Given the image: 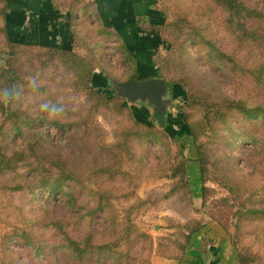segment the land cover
<instances>
[{"label": "rangeland", "instance_id": "374dc122", "mask_svg": "<svg viewBox=\"0 0 264 264\" xmlns=\"http://www.w3.org/2000/svg\"><path fill=\"white\" fill-rule=\"evenodd\" d=\"M151 2V12L145 19L133 15L131 20L135 23L139 21L144 30H149L150 24L166 21L158 32L160 35L144 33L149 35L150 39H145L147 42L139 34L138 41L124 37L132 53L146 50L138 55L144 76L155 74L156 71L150 66L153 60L161 79L175 90V94L169 93V98H173L175 103L163 113V119L170 124L167 127L170 134L185 130L184 113L193 125L203 118L204 106L197 104V109L188 108L187 94L203 96L208 104L217 103L225 95L233 100H248L251 106L259 102L264 105V86H259L253 75L264 64V48L243 49L227 29L226 15L221 6L213 0ZM246 2L264 9V0ZM66 3L59 2L57 5L66 12L71 2ZM96 11L99 10L96 0H93V19L78 28L80 34L76 35L71 58L48 56L40 48H18L14 57L9 53L4 35L0 34V68L14 61L16 72L28 80L21 86L23 94L13 106L23 132L8 131L6 142L13 147H21L26 140L36 143L40 149L50 154L55 152L56 156L60 155L73 163L75 168L86 171L117 155L123 170L130 176L128 186L121 190L114 189L113 203L119 211V224L123 227L132 221L153 238L151 264H178L175 258L161 254L157 242L161 237L173 238L176 244L183 241L182 235L188 232L186 226L190 221L204 226L201 237L207 264H239L238 254L244 255L248 261L253 257L252 264H264L263 223L241 222L239 218L251 197L258 201L264 197V186L255 179L257 177L251 179L253 169L248 164L254 159L255 146L264 145V141H257L255 146H247L244 141L238 149L229 143L251 136L264 140V123L259 126L261 122L243 120L240 114L232 112L227 118L229 130L219 133L208 131L200 138L199 141L206 145L210 141L219 142V145H208L206 185L209 188V208L202 207L201 200H192L183 191L169 196L174 186L178 185L183 186L186 192L179 177L171 179L173 173L170 168H176L183 159L189 158L191 147L181 149L179 142H171L164 129L154 120L156 107H142L141 103L127 101L117 96V87H97L92 80L93 86L102 91L93 90L90 83L93 73L101 74L117 84L128 81L134 73V65L122 50V42L113 35L116 32L107 28L114 21L106 17L104 11L101 17ZM153 12L159 14H151ZM0 28H3L2 18ZM206 40L233 57L237 65L235 70L216 62ZM81 59L84 60L83 64ZM132 109L139 121L149 125H152V121L155 123L156 142L147 138L142 146L146 129L135 124L131 117ZM58 123L66 126L64 130L60 129ZM129 140L137 143L133 150L127 146ZM164 144L166 147L162 146ZM231 183L241 184L244 188L233 192L227 188ZM258 188L261 191L256 192ZM30 200L25 194L14 197L11 202L0 186V264H23L22 258L26 260L24 255L22 258L19 256L26 249L23 241H14L16 237H11L13 243L7 240L15 233H23L29 225L30 229H38L25 222L19 209L22 208L25 218L37 215V206ZM45 203H51L49 198ZM59 204L63 203H58L55 209L62 213L64 205ZM131 208L134 210L130 214ZM176 224L178 227H175ZM122 227L119 226V231ZM126 244L125 238L120 239V251H127ZM176 244H172L173 254L179 256L180 250ZM148 252H145V256ZM49 258L51 264L57 261L67 264L59 253L52 252Z\"/></svg>", "mask_w": 264, "mask_h": 264}, {"label": "trees", "instance_id": "16d2710c", "mask_svg": "<svg viewBox=\"0 0 264 264\" xmlns=\"http://www.w3.org/2000/svg\"><path fill=\"white\" fill-rule=\"evenodd\" d=\"M213 1L223 8L226 15L227 29L243 49L249 47L264 48L263 8L250 6L246 0ZM59 2H71L67 10L70 13V20L67 22L60 19V24L72 33L73 41H76V35L80 34L78 28L84 27L86 22L93 19V4L84 0H59L55 3L57 9H61V6L57 5ZM0 3L2 4L0 18L3 20V28H0V34L4 35L11 55L15 57L18 48H40L44 49L48 56L59 55L62 58L73 56L72 50L61 47L18 44L12 41L7 27L10 15L9 0H0ZM98 12L96 11V13ZM98 14L100 17L102 16L100 12ZM165 25L166 21L161 24H150L149 30H144L139 21L136 22L137 29L144 33H157V35H160L158 32ZM107 28L116 32V34H111L122 42V50L127 55V59L134 65V73L128 81L162 78L153 60L150 61V66L156 71L155 74L144 76L138 55L146 50H139V53L136 54L132 53L125 42V37L119 33L120 31L116 27ZM206 41L211 47L210 54L216 58V62L235 70L237 65L233 57L219 51L208 40ZM83 61L81 59L82 64ZM6 65V67L0 68V94H2L0 97V186L11 202H13L14 197L27 194L31 198L30 201L37 206L36 209L39 212L31 218H25L22 208L18 207L25 222L35 225L39 229H30L31 225H29L23 233H15L7 240L8 243H13V239L14 241L16 239L23 241L26 249L19 256L22 258L24 255L26 260L22 258V263L51 264L49 254L56 252L64 256V261L67 264H151V258L154 254L151 246L153 238L145 231L140 230L132 221L123 227L119 224V211L116 204L113 203L114 189L121 190L128 186L130 176L128 172L123 170L122 163L119 162L117 155L110 161H104L98 167L94 166V168L91 167L86 171L75 168L76 166L73 163H69L67 159L60 155H57V157L55 152L50 154L40 149L36 143L26 140L21 147H13L8 141L6 142L8 131L23 132L21 125L17 122L19 118L16 116L13 106L18 101V97L23 94L21 86H24L28 81L27 78L19 76L16 72L14 61H9ZM94 75L95 73L92 74L91 84ZM253 75L258 85L264 86V64L257 69V73L253 72ZM93 90L102 91V89L95 86H93ZM102 100L104 99L102 98ZM186 101L188 108L197 109L198 104L204 106L205 110L202 120L195 125L188 122L184 113L185 130L170 134L167 129L170 124H167L163 119V113L158 110L154 113V120L164 129L171 142H179L181 149L191 147V156L183 159L176 168H170L173 173L171 179L179 177V181L186 188V192L183 190V186L181 188L178 185L174 186V190L169 196H175L183 191L192 200H201L202 207L209 208L207 206L209 188L206 185V165L209 164L208 145H219V142L217 140L215 144L210 141V144L207 143L206 145L199 141L200 138L203 134H208V131L219 133L220 131L229 130L227 118L232 112L240 114V118L243 120L261 122L260 126L264 123V105L259 102L251 106L248 100H233L225 95L217 103L211 104H208L203 96L200 98L192 94H187ZM108 103L111 102L108 101ZM131 117L136 125L146 129L143 132L142 140L144 139V143H142V146L148 140L147 138L156 142L155 123L151 120L152 125H149L139 121L134 109H132ZM57 125L60 126L61 130L66 127L59 123ZM221 137L224 138V136ZM260 140L264 141L251 136L249 139L247 137L237 138L236 141H229V143L238 149L244 141H246L245 145L247 146L251 144L255 146L254 143L257 144V141ZM128 145L130 150L137 147L134 140H129ZM162 146L166 147V144ZM253 151L254 159L248 161L249 166L253 169L251 179L257 177L255 179L259 180L264 186V145L261 143L259 146H255ZM183 153L182 150L181 154ZM246 180L243 181V184ZM231 184L226 186L233 192L238 188H244L241 184ZM258 191L261 190L258 188L256 192ZM46 198H49L50 204L45 203ZM253 198L254 196L249 199V203L246 204L239 218L241 222H262L264 230V197L259 201ZM58 203L64 205L62 213H60V210L55 209V207H58ZM133 210L134 208L129 209V213L131 214ZM119 226L122 227L121 231H119ZM175 227H178V224ZM186 227L188 232L182 235L183 241L176 244V240L174 241L173 238L161 237L158 239L157 249L159 248L163 256L175 258L178 264H207L204 257L205 245L201 237L204 226L202 227L199 222L190 221ZM43 231L45 232L43 233ZM11 237L16 238L11 240ZM256 237L258 238L257 235ZM122 238L127 240V251H120V239ZM174 243L179 246V256L173 254L172 244ZM147 250L149 252L145 256ZM237 258L239 264H252L254 261L253 257H250L251 261H248V258L242 254H238ZM54 264H60V261L54 262Z\"/></svg>", "mask_w": 264, "mask_h": 264}, {"label": "crops", "instance_id": "0c3cea01", "mask_svg": "<svg viewBox=\"0 0 264 264\" xmlns=\"http://www.w3.org/2000/svg\"><path fill=\"white\" fill-rule=\"evenodd\" d=\"M57 1L59 0H9L10 15L7 27L12 41L18 44H40L73 50L72 33L60 24V19L69 22L70 13L62 8L57 9ZM84 1L93 4V0ZM152 4L151 0H96L99 12L104 11L106 17L114 21V24H108L109 27H116L123 36L133 41H138L137 34L144 41L146 38L150 39L148 34L144 35L143 31L137 29L131 17L135 15L145 19L151 12Z\"/></svg>", "mask_w": 264, "mask_h": 264}, {"label": "water", "instance_id": "95a60500", "mask_svg": "<svg viewBox=\"0 0 264 264\" xmlns=\"http://www.w3.org/2000/svg\"><path fill=\"white\" fill-rule=\"evenodd\" d=\"M93 83L97 87H117V96L132 103H141L142 107L152 105L160 113H165L169 105L175 103L173 98H169V93L175 94V90L168 87L163 79L152 78L145 81L130 80L117 84L112 83L107 77L101 74H95Z\"/></svg>", "mask_w": 264, "mask_h": 264}]
</instances>
